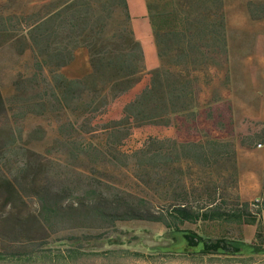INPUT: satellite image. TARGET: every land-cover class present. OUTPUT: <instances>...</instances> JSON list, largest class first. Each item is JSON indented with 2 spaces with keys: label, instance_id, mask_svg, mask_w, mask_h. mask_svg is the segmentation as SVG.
I'll use <instances>...</instances> for the list:
<instances>
[{
  "label": "trees",
  "instance_id": "1",
  "mask_svg": "<svg viewBox=\"0 0 264 264\" xmlns=\"http://www.w3.org/2000/svg\"><path fill=\"white\" fill-rule=\"evenodd\" d=\"M178 1L180 9L174 5ZM183 1L187 0L147 1L160 60L152 69H148L144 48L134 34L128 0H52L27 15L0 17V38L16 45L20 54L30 50L36 55L38 73L16 81L14 99L25 108L34 99L45 107L56 99L61 110L81 102L83 120L68 118L61 122L58 145L76 163L89 161L95 172L112 163L120 170L126 169L142 189L135 192L117 186L107 173H102L95 180L66 177L55 191L38 181L40 172L35 169L40 165L30 162L21 166V174H7L1 162H7L11 153L23 150L32 157L42 156L20 144L27 145L22 131L17 133L9 124L0 127V205L4 210L23 212L26 198L31 196L37 204L36 212L25 217L16 213L1 216L5 226L0 229V238L18 232L27 234L20 246L0 249V262L76 264L84 257L96 255L82 250L83 241L119 246L127 256L153 259L154 256L130 250L132 241L142 243L138 236L128 238L126 231L104 238L102 232L97 233L105 226L122 233L118 222L142 220L166 228L157 238L160 241L148 248L157 255L264 264L260 224L264 193L259 203L238 202L231 206L219 201L216 184L210 182L202 191L188 182L187 170L205 169L208 173L213 166L224 164L234 174L238 190L239 170L236 144L228 139L234 131L232 101L219 98L200 106L194 88L199 72L209 73L206 49L227 53L224 0H189L188 7ZM194 2L201 5L195 15L191 13ZM252 4L250 1L251 17H264L253 13ZM263 4L260 3L262 11ZM80 47L87 51L91 72L70 78L63 70ZM36 89L40 91L33 92ZM31 92L35 95H29ZM117 102H121L119 112L113 114ZM2 112L8 115L9 109L0 90ZM173 127L176 135H151L131 153L122 149L137 128ZM224 129L229 134H222ZM44 133L38 127L28 139L42 138ZM98 133L102 138H93ZM240 145L247 148L243 139ZM73 166L80 170L78 164ZM155 202L158 205L153 206ZM201 222L257 225L256 242L226 236L211 238L186 226ZM57 223L58 231L60 225L67 223L89 232L83 239L70 238L74 241L65 249L41 248L36 241L53 232ZM29 231L38 233L29 235ZM13 244L14 239L8 245Z\"/></svg>",
  "mask_w": 264,
  "mask_h": 264
},
{
  "label": "rangeland",
  "instance_id": "2",
  "mask_svg": "<svg viewBox=\"0 0 264 264\" xmlns=\"http://www.w3.org/2000/svg\"><path fill=\"white\" fill-rule=\"evenodd\" d=\"M49 1L52 0H0V17L7 18L12 15H27L36 11L42 4ZM152 1L158 2L168 0ZM188 1L189 0L183 1L182 4H186L188 7ZM230 1H233V3L236 1V4L233 6V14L237 13L241 16H244V13L249 12V8H251L249 2L251 0ZM252 2L253 13L255 15L264 14V6L263 11L260 8V3H264V1ZM178 3L181 5L180 1L175 2L174 5L177 9H180L181 6L179 7ZM192 6L191 13L194 15L196 12L201 10V5L196 2H194ZM223 10L226 17V39L228 50L227 53L224 54L220 51V49H206V60L208 62L209 73L206 75L199 72V78L197 79L194 86L196 93V103L200 106L207 105L208 102L212 101L213 99H226L222 96L223 91H227L228 93L230 92L233 96H241L237 87H240L245 81L251 82V87H257L256 91L251 89L249 91V97L252 99L250 103L255 102L253 99L255 94L264 95V69L263 71H258V73H242L240 71L242 70V65L239 66V64L242 63V58L231 55L229 50L230 44L232 47L235 46L234 52H239V55L241 56H247L249 53L259 54L261 53V49H256V45H261L264 43V33L261 34L252 32L251 27L248 26V23H246L244 19L240 18L241 20L238 23L235 22V18H233L234 29L231 28V31H229L228 34L225 2ZM262 18L264 19V17ZM238 27L241 30L240 36L244 38L239 47L237 45L240 41L238 42L239 39L237 40L236 38ZM36 62V55L32 51L29 50L23 54H20L16 45H14L12 42H8L5 37L0 38V90L9 109L8 115H5L3 112L0 113V127H5L9 124V126H12L14 130L17 131V133L22 131L24 141L27 142V145H25L23 142L20 144H22L24 147L32 149L42 156L40 158L32 157L29 153H26L20 149V152L18 151L14 154L11 153L12 157L7 162H1V168L4 170V172L7 174H21V166L27 162L33 163L34 165H40V167L37 169H35L36 166H34L35 171L40 172L38 181L42 182L45 187L55 191H58V188L62 186V180H64L66 177L95 180L96 176H100L102 173H107V176L109 175L110 180H112L117 186L129 188L135 192H142L141 185L138 182L131 180L129 176L130 173L126 169L120 170L112 163L106 164L104 167L100 168L99 172H95L92 168L93 165L89 161L76 163L72 157H69V154L65 151L64 147L62 145H58L56 140L60 135V123L68 118L71 121H76L77 119L81 122L83 120L84 106L81 102L76 101L72 106H70V108L61 110L58 105V101L55 98V101H51L47 107H45L43 104L41 105L40 101H38L39 99H34L29 101V104L26 108L22 106V103L20 104L14 99L17 91L15 85L16 81H18L19 78L24 79L33 73H38L35 67ZM147 67L148 69L155 68L150 66ZM246 67L250 70V66L246 65ZM44 86L47 88V90L51 91L49 86L46 84H44ZM44 86H42V88H44ZM36 91L40 90H33V92ZM33 92H31L29 95H35ZM233 92L235 94H233ZM227 99L232 101V98L230 97H227ZM120 104L121 102H117L115 104L116 107L113 114H117L119 112L118 106H120ZM241 113L238 112L236 116L235 110H233L234 131L228 136V139L234 141V143L239 147H242L240 145V139H243L246 144L245 147H257L258 149L264 151V121L252 117V112H247L244 114ZM238 115L240 118H238ZM101 118L102 117H100V119ZM38 127H42L45 131L44 135H42V138H40V136L28 139L30 132ZM224 130L225 131H223L222 134H229V131H226V129ZM151 135H176V130L175 127L166 129L137 128L133 131L130 138L127 139L125 145L122 148L123 151L131 153L144 141L145 138ZM89 136L90 135H88V137ZM98 137L102 138L101 133L93 136L95 139ZM259 144H261L260 147ZM74 164H78L80 166V170L77 171V167L75 168L73 166ZM204 170L205 169L195 168L187 170L189 184H192L193 182L194 185L198 186L200 190L205 191V189L208 188V183L212 182L218 187L217 197L219 198V201H225L231 206L241 202L239 191L237 190V187L234 183L235 176L230 169H227V165L220 164L218 166H213V168L209 170L210 172L208 173L204 172ZM18 178L21 179V175ZM28 188L29 187H27V190L29 192ZM262 191L263 192L261 194L264 193V184ZM261 194L257 196V198L260 199L262 197ZM26 200L27 204L24 206L23 212L19 209L11 210L10 208L4 210L0 205V229L5 226V222L1 219V216L4 217L10 213H16L18 216L22 215L25 217L36 212L37 204L35 198L31 196L27 197ZM193 200V196H191V201ZM254 200L250 202H253ZM159 202L162 206V201L159 200ZM155 205L158 204L155 202L153 206ZM186 226L199 233L208 235L211 238H217L220 236H226L231 239L244 238L242 233L243 230L241 231L240 227H234L230 224H206L201 222L199 225L186 224ZM55 228L56 229L48 235L44 234L45 236L40 239V242L38 240L36 241L37 244L41 245V248H51L53 250L65 249V246L72 244L71 242L74 241L70 238L78 236L82 237L81 239H83V237L89 232L88 230L72 228L67 223L60 225L59 231L58 223ZM117 228L120 229L122 233H119V231H114L110 226L101 228L99 231H97V233L102 232V237L105 238L108 236H116L118 234H126L125 232L127 231L128 233L126 236L128 238L131 236H138L142 240V243L139 244L138 240L132 241V244L129 245L130 250L133 252L141 251L149 256H154V258L152 259V257H149L147 259H143L134 256H127L125 253H123V251H121V247L119 246L115 247L102 245L99 242L88 243L83 241L81 245L82 250L96 252V255L84 257L78 260L76 264H244L241 261H227L225 259L222 260L216 257H204L203 259L193 257L190 259L181 256H175L174 258H168L165 255L160 256L152 253L148 248L155 246L158 243L157 241H160L157 238L161 237L166 230V228L159 223L142 220L125 221L118 222ZM6 230L10 232L9 227H6ZM92 232L95 233V231ZM37 233L38 232L34 231L28 232L29 235ZM26 234L27 233L25 232H18L15 235H11L9 238L1 237L0 249H10L12 246H20L19 242L26 240L24 237ZM12 239L16 240V244L8 245L9 241ZM108 250L114 251L113 253L108 254ZM257 262L259 261L257 260ZM0 264L13 263L0 262Z\"/></svg>",
  "mask_w": 264,
  "mask_h": 264
},
{
  "label": "crops",
  "instance_id": "3",
  "mask_svg": "<svg viewBox=\"0 0 264 264\" xmlns=\"http://www.w3.org/2000/svg\"><path fill=\"white\" fill-rule=\"evenodd\" d=\"M251 1H264V0H251ZM225 9L227 15V31H231L234 27L233 18L235 22H240L244 19L248 26L251 27L252 32L264 33V19L259 18L258 20L252 19L249 12L244 13V16L240 14H233V6L236 1L224 0ZM250 2V1H249ZM129 11L132 20V28L136 38L141 42L145 56L147 66L155 67L159 64L157 47L154 39L153 27L150 23L147 0H128ZM231 13V14H230ZM241 18V19H240ZM257 22V24H256ZM239 25V24H238ZM234 29V28H233ZM236 38L239 42L237 45L239 47L240 43L243 41L240 35V28H237ZM239 35V36H238ZM241 38V39H240ZM231 42V41H230ZM256 49H261V53L254 54L249 53L247 56L239 55V52L235 51V46L229 44V50L231 55L239 56L242 58V73H258V71H263L264 69V43L261 45H256ZM255 49V50H256ZM245 58V59H244ZM252 58V59H250ZM250 66V70L246 67ZM76 67V68H75ZM75 68V69H74ZM91 71V66L89 64L88 54L84 48H78L75 52V58L72 63L66 67L63 72L66 76L70 78H81ZM247 83V84H246ZM241 96L237 97L232 95V93L222 92V96L227 99V97L232 98L234 104V110L237 116L238 112H243L241 114L252 112V117L256 119H261L264 121V95L255 94L253 98L255 102L250 103L252 99L249 97V91L257 90V87H251V82H244L240 87H237ZM233 94H235L233 92ZM231 95V96H230ZM257 96V97H256ZM238 118L239 115H238ZM237 119V118H236ZM240 127V126H239ZM237 128V123H236ZM237 148V160H238V191L241 202H250L257 198L263 191L264 184V151L256 148H243L236 145ZM260 224L262 227V234L264 237V214L260 217ZM235 227H240L244 238H240L244 242H256V232L257 225L252 224H233ZM239 229V228H238ZM233 239V238H232ZM238 239V238H236ZM264 247V246H263Z\"/></svg>",
  "mask_w": 264,
  "mask_h": 264
},
{
  "label": "built area",
  "instance_id": "4",
  "mask_svg": "<svg viewBox=\"0 0 264 264\" xmlns=\"http://www.w3.org/2000/svg\"><path fill=\"white\" fill-rule=\"evenodd\" d=\"M260 146H261V144H259V147H260ZM259 201H260V199L257 198V199L254 200V203H259Z\"/></svg>",
  "mask_w": 264,
  "mask_h": 264
}]
</instances>
